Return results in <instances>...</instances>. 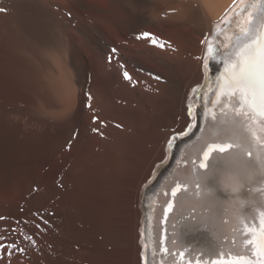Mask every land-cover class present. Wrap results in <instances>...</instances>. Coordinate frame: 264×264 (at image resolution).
Here are the masks:
<instances>
[{
	"label": "bare ground",
	"instance_id": "obj_1",
	"mask_svg": "<svg viewBox=\"0 0 264 264\" xmlns=\"http://www.w3.org/2000/svg\"><path fill=\"white\" fill-rule=\"evenodd\" d=\"M238 2L244 0H0V237L25 249L9 254L0 248V264H141L147 189L170 165L169 138L191 121L189 106L193 117L202 111L196 97L205 73L213 77L216 68L205 57L207 42ZM142 32L165 47L137 39ZM237 104L222 107L205 124L197 117L194 134L173 144L177 150L204 128L186 149L188 164L174 175L190 183L170 218L176 246L215 254L212 237L228 235L221 244L232 247L238 229L227 230L264 206L257 189L264 180V147L251 136L256 124L235 111ZM44 127L50 137L41 134ZM224 129L232 132L227 136ZM26 137L42 159L53 161L50 178L42 165L21 176ZM225 140L240 149L227 157L216 151L207 169L194 165L203 146ZM214 172L219 188L207 182ZM79 180L87 185L85 206L77 203L86 207L82 230L72 192ZM202 194L209 213H200L205 205L196 198ZM239 201L256 209L241 208ZM189 202L199 221L184 219L174 227ZM234 205L236 215L221 211Z\"/></svg>",
	"mask_w": 264,
	"mask_h": 264
},
{
	"label": "snow or ice",
	"instance_id": "obj_2",
	"mask_svg": "<svg viewBox=\"0 0 264 264\" xmlns=\"http://www.w3.org/2000/svg\"><path fill=\"white\" fill-rule=\"evenodd\" d=\"M258 10L264 12V4H262ZM3 11H5V9L0 8V12ZM136 38L147 40L151 44L158 45L161 48L165 47V45L159 43V40L154 37L153 34L148 32H142L138 34ZM208 54L209 61L217 59L218 52L216 46L211 43L208 44ZM223 59L224 71L217 77L216 99L213 100L212 103L215 104L224 94H234L235 90L239 88L243 93L241 96L242 103H247L257 115L264 117V17L259 21L258 27H252V21H249V26L240 30L239 35L235 37V43L232 45L231 50L224 54ZM124 78L131 79L127 72L124 73ZM157 78L159 79V77ZM209 111L210 110L205 109L203 113L197 112L195 115L196 117L208 115ZM211 114L214 116V113ZM188 115H193L191 106L188 108ZM197 127L198 125L195 121L187 123V126L182 131L177 130L174 132L169 138V144H175L181 136L187 137L190 134H194V129H197ZM232 147V144H209L203 152V158L200 161L199 167L202 169L208 167L206 162L213 152L219 151L223 153ZM248 155L251 156V153H248ZM207 182L213 187H220L218 183V174L215 172L208 175ZM180 190L181 185L177 184L176 187L172 189V197H175ZM172 207L173 203L170 201L165 209V217H167ZM35 215L40 216L41 222L44 225L48 224V221L44 220L39 212ZM20 223L27 227V223L23 221ZM35 226L37 229L41 227L39 223ZM246 231L251 233V239L246 240V244L253 245V255L255 259L243 256L227 260L221 258L213 260L211 264H264V212L260 213L259 227L247 228L246 226ZM23 239L31 240V238L26 235ZM0 248H4L5 250L11 249L9 254L16 251H25V249H20L15 243L6 245L3 237H0ZM189 264H191V262H189ZM196 264H200V261H197Z\"/></svg>",
	"mask_w": 264,
	"mask_h": 264
},
{
	"label": "rangeland",
	"instance_id": "obj_3",
	"mask_svg": "<svg viewBox=\"0 0 264 264\" xmlns=\"http://www.w3.org/2000/svg\"><path fill=\"white\" fill-rule=\"evenodd\" d=\"M222 110H223V108H221L220 109V111L222 112ZM245 125H247L246 127H245V129H246V131L248 132V131H250L251 132V130H249V128H248V126L250 125V122L249 123H246ZM43 130H41V134L43 135V136H48V137H50V135H51V133H50V130L49 129H46L45 127L44 128H42ZM225 130V134L228 136V135H230V132H232L231 130L229 131V130H226V129H224ZM197 135V134H196ZM196 135L192 138V139H189L187 142H190V141H195V138H196ZM251 136H252V134H251ZM26 139H28V137H26ZM29 140V141H28ZM27 141V143L25 144V147L22 149V151H21V153H20V155H19V163H20V167H21V176L22 177H24V176H28V175H25L29 170H31V168L32 167H34L35 169H37V167H38V170H39V168H40V165H42L43 167L40 169L41 170V172L42 173H45L46 174V176H47V178L46 179H48V177L50 178L51 177V174H52V166H53V161L51 160V158L50 159H48V160H46L45 158H43L42 159V153H40V156L37 154V150L34 148V146H33V144H32V141L30 140V139H28ZM31 141V142H30ZM33 146V147H32ZM174 147V145H171V149ZM237 148V149H236ZM236 148H232L231 150H229V151H227V152H224V153H221V155L222 156H229L231 153H232V151L233 150H238V149H240V147L239 146H237ZM11 151L14 149L13 148V144L11 145ZM25 149H27V150H25ZM246 150V148L243 150V153H244V155H246V156H248L249 158H252V156H253V154H252V156H249V155H247V153L248 152H246L245 151ZM252 153H253V151H252ZM32 154V155H31ZM39 156V157H38ZM9 158H10V154H9ZM24 161V162H23ZM34 161V162H33ZM48 165V166H47ZM51 166V167H50ZM50 169H49V168ZM44 168V169H43ZM46 171V172H45ZM205 171H207V170H205ZM50 174V175H49ZM20 177V176H19ZM79 181H81V180H79ZM82 183H80V184H78L77 182H75V184L73 185V187H72V192H73V195L75 194V196L74 197H76V196H78V201H77V199L75 198V201H76V205H75V203H74V205H75V207L77 208V210H75L76 212L77 211H79L80 213H76V215H79L78 217H79V220H81L80 221V226L81 225H83V226H81V227H79V229H81L82 230V227H84L86 224V222H84V220H85V211H86V207H84L85 206V203H84V196H85V193H86V191H87V185L84 183V180H82L81 181ZM27 182H25V184H26ZM79 186H78V185ZM199 185H200V183H198ZM77 185V186H76ZM196 185V184H195ZM195 185H194V188H196L195 187ZM76 189V190H75ZM197 189V188H196ZM247 189V191H250L251 189H253V188H251V186L250 185H247V187H245V190ZM258 189V188H257ZM76 191V193L74 192V191ZM198 191H200V188L199 189H197ZM77 191H78V194H77ZM81 194H80V193ZM84 192V194L82 195V193ZM193 192H191V194H192ZM200 194V192H197V195H199ZM79 196H81L80 198H79ZM83 197V198H82ZM202 197H203V194H202V196L200 197V196H198L196 199H197V201H199L200 203H202L203 205H205V208H202L201 209V211H200V213H202V211H204V210H206V212L205 213H209L210 211H211V205L208 203V202H203L202 201ZM82 199V200H81ZM80 200V201H79ZM80 202H81V204H80ZM79 205H84V206H78V204ZM239 206L241 207V208H243V207H246V206H248L250 209H252V210H255L256 208H255V206L254 205H250V204H247V202L246 201H239ZM78 207L80 208V209H78ZM232 207H234V209H235V211H234V209L232 208V210H230L231 208H229V207H227V206H225V207H223V208H221V211L222 212H224V213H226V212H228V211H233V212H235V215H236V213H237V206H232ZM75 208V209H76ZM85 208V209H84ZM83 210V211H82ZM189 210L190 211H192L191 213H188L189 212ZM197 212H198V209L197 208H194L193 206H191V203L189 202V203H187V205H181V208H180V211H179V213H178V216H177V218H176V221L174 222V224H173V226L175 227L176 226V223H179V222H181V221H184V219H192L194 222H197V221H199V216L198 215H196V216H192V214H197ZM84 214V215H83ZM81 215V216H80ZM83 216V217H82ZM84 218V219H83ZM82 219H83V222H84V224H83V222H82ZM220 221L221 222H223V223H229L230 222V218L229 217H220ZM81 222H82V224H81ZM207 224L208 223H205V225L203 226V228L204 229H207L208 227H207ZM238 229V227H232L231 229L229 228V230H227L226 232L227 233H229V231H232V232H235L236 230ZM80 230V231H81ZM82 232V231H81ZM225 232V233H226ZM83 233V232H82ZM224 233V234H225ZM226 233V234H227ZM83 235L81 236V237H79V238H81V239H83ZM177 240H178V238H176ZM176 239L175 240H173V241H175L176 242ZM229 236L227 235V236H224V237H221V239H217L216 237H212V240H213V242H214V245H215V247L218 249V245L219 244H221V242L222 243H224V242H228L229 241ZM231 241V240H230ZM231 243V242H230ZM232 244L234 245L235 244V242H232ZM189 246H192L193 247V245L192 244H190Z\"/></svg>",
	"mask_w": 264,
	"mask_h": 264
}]
</instances>
